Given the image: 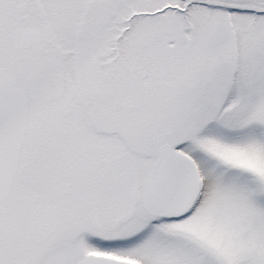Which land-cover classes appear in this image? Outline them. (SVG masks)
<instances>
[{"label": "snow or ice", "instance_id": "snow-or-ice-1", "mask_svg": "<svg viewBox=\"0 0 264 264\" xmlns=\"http://www.w3.org/2000/svg\"><path fill=\"white\" fill-rule=\"evenodd\" d=\"M0 264H264V0H0Z\"/></svg>", "mask_w": 264, "mask_h": 264}]
</instances>
